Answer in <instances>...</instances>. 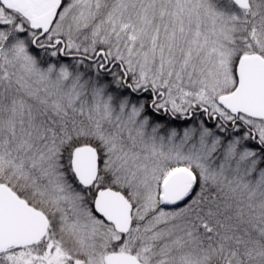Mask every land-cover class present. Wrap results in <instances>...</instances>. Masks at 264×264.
<instances>
[{"label": "snow or ice", "instance_id": "obj_1", "mask_svg": "<svg viewBox=\"0 0 264 264\" xmlns=\"http://www.w3.org/2000/svg\"><path fill=\"white\" fill-rule=\"evenodd\" d=\"M0 264H264V0H0Z\"/></svg>", "mask_w": 264, "mask_h": 264}]
</instances>
